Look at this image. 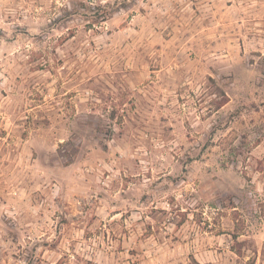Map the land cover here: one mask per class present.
<instances>
[{
  "label": "rangeland",
  "instance_id": "1",
  "mask_svg": "<svg viewBox=\"0 0 264 264\" xmlns=\"http://www.w3.org/2000/svg\"><path fill=\"white\" fill-rule=\"evenodd\" d=\"M0 264H264V0H0Z\"/></svg>",
  "mask_w": 264,
  "mask_h": 264
},
{
  "label": "trees",
  "instance_id": "2",
  "mask_svg": "<svg viewBox=\"0 0 264 264\" xmlns=\"http://www.w3.org/2000/svg\"><path fill=\"white\" fill-rule=\"evenodd\" d=\"M225 103H226V102H224V103H221V104H220V107H221V106H223Z\"/></svg>",
  "mask_w": 264,
  "mask_h": 264
}]
</instances>
